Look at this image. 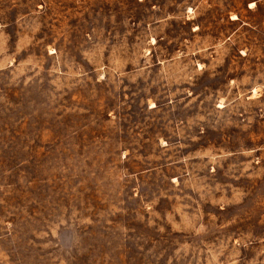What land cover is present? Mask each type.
<instances>
[{
  "label": "rangeland",
  "instance_id": "rangeland-1",
  "mask_svg": "<svg viewBox=\"0 0 264 264\" xmlns=\"http://www.w3.org/2000/svg\"><path fill=\"white\" fill-rule=\"evenodd\" d=\"M0 264H264V0H0Z\"/></svg>",
  "mask_w": 264,
  "mask_h": 264
}]
</instances>
